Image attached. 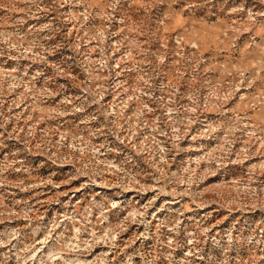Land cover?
<instances>
[{"label":"rangeland","instance_id":"rangeland-1","mask_svg":"<svg viewBox=\"0 0 264 264\" xmlns=\"http://www.w3.org/2000/svg\"><path fill=\"white\" fill-rule=\"evenodd\" d=\"M0 264H264V0H0Z\"/></svg>","mask_w":264,"mask_h":264}]
</instances>
